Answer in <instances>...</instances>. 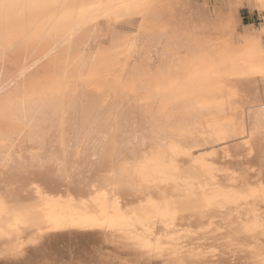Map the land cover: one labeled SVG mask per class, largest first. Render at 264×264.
Segmentation results:
<instances>
[{
	"label": "bare ground",
	"instance_id": "bare-ground-1",
	"mask_svg": "<svg viewBox=\"0 0 264 264\" xmlns=\"http://www.w3.org/2000/svg\"><path fill=\"white\" fill-rule=\"evenodd\" d=\"M263 4L0 0V264H264Z\"/></svg>",
	"mask_w": 264,
	"mask_h": 264
},
{
	"label": "flooded vegetation",
	"instance_id": "flooded-vegetation-1",
	"mask_svg": "<svg viewBox=\"0 0 264 264\" xmlns=\"http://www.w3.org/2000/svg\"><path fill=\"white\" fill-rule=\"evenodd\" d=\"M263 6H264V4H263ZM246 14L248 15V11L247 10L242 11V17H243V22L244 23L247 22L246 19L248 18V17H246ZM252 16H253L252 18H256V19L259 18V20L262 21L263 18H264V9H262L261 11H257V10L254 9L253 13H252ZM256 25H258V24L256 23ZM216 67H218V65L215 66L214 68H216ZM216 70H220V69H216ZM258 70H260V72L264 73L263 70H261V69H258ZM263 80H264V75H263Z\"/></svg>",
	"mask_w": 264,
	"mask_h": 264
},
{
	"label": "rangeland",
	"instance_id": "rangeland-1",
	"mask_svg": "<svg viewBox=\"0 0 264 264\" xmlns=\"http://www.w3.org/2000/svg\"><path fill=\"white\" fill-rule=\"evenodd\" d=\"M144 13V11H141V15ZM246 17H248L247 19H246V21L248 22V21H251V22H253L254 24H259L261 21L259 20V18L258 19H256V18H251V16L250 15H247L246 14ZM253 20V21H252ZM255 21V22H254ZM195 73H197V71H195ZM198 77V76H197ZM207 87V86H206Z\"/></svg>",
	"mask_w": 264,
	"mask_h": 264
}]
</instances>
